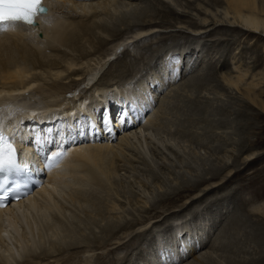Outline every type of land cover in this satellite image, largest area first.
<instances>
[{"label": "rangeland", "instance_id": "obj_1", "mask_svg": "<svg viewBox=\"0 0 264 264\" xmlns=\"http://www.w3.org/2000/svg\"><path fill=\"white\" fill-rule=\"evenodd\" d=\"M225 3L117 1L102 19L110 29H95L98 33L83 35L76 48L58 54L81 60L77 70L55 77L40 73L46 76L41 84L47 86L43 90L37 87L31 97L38 103L43 100L39 106L69 98L79 109L85 91L90 94L87 105L94 99L102 101L103 93L124 89L142 96L138 87L145 80L148 91H144L156 98L147 117L160 112L153 125L149 124L150 139L142 141V146H127L115 164L119 167L111 183L97 187L91 202L80 205L66 199L68 210L58 236L65 246L51 245L52 239L59 240L49 230L54 220L43 231L35 229L38 243L28 247L38 252L35 257L24 254L26 249L19 243L25 231L12 232L8 244L21 248L17 258L25 259L22 264H159L170 254V262L167 259L162 264H264V216L251 211L256 204L264 206V109L246 95L256 83L259 85L252 89L264 100V31L247 32L232 12L225 15ZM142 30L147 32L137 36ZM102 37L108 45L103 46ZM115 46L119 47L113 49L100 73L109 88L103 85L99 93L76 79V72L83 76ZM190 55L193 57L188 58ZM162 63L168 70L175 65L182 78L157 93L154 70ZM237 76L242 78L234 84L231 80ZM134 102L127 104L135 107ZM120 107L112 108L108 116L116 130L120 128L116 124ZM25 115L31 118L33 114ZM107 120L101 123L108 125ZM251 148H257L251 152L253 157L246 155ZM202 237L205 242L200 249L192 252L185 247L186 242L198 245ZM5 246L0 243V251ZM181 250L184 255H179ZM12 263L17 264L15 260Z\"/></svg>", "mask_w": 264, "mask_h": 264}, {"label": "bare ground", "instance_id": "obj_2", "mask_svg": "<svg viewBox=\"0 0 264 264\" xmlns=\"http://www.w3.org/2000/svg\"><path fill=\"white\" fill-rule=\"evenodd\" d=\"M117 1L121 2V0H49V12L38 17L36 27L20 24L14 29L9 28L7 31H0V129L8 131L9 134L13 135L12 137L16 138L14 142L21 149L22 159L35 170L39 160L43 161V165L49 166L52 163L50 155L53 150H60L65 153L60 158L58 166L55 164L49 166L48 172L43 177L45 183L41 187L35 189L28 197L0 208V243L6 244L5 249L0 251V264H13L12 260H15L17 264H22L25 259H22L23 257H20L21 259L17 258V256H20L21 248L22 250L26 249L24 254H27V256H37L38 252L28 247L38 243L35 239V229L43 231L45 225L48 226L51 220L55 222L49 227V230L59 239H52L51 245L53 247L65 246L61 237L58 236L60 225L63 223L62 217L68 210L65 205L66 199L80 205L83 202H91L90 200L95 198L94 194L96 195L97 187L101 189L100 187H106V184L111 183L112 175L117 172L119 167V165L116 167L115 164L124 155V150H128L126 149L127 146H131L129 144L132 143L135 146H142V141L150 139L149 124L153 125L152 122L157 119L155 114L160 111L157 110L147 117L148 111L150 113L154 110L153 106L156 104V98L154 94L147 92L148 86L145 87V80L141 81L142 85L138 87L141 89L142 96H140L141 94L137 95L135 91L131 92L130 89H124L121 92L118 91L119 93H116V91L112 94L103 93L101 98L103 102L94 99L87 105L85 101L90 94L85 91L80 96L82 101L78 105L79 109H76L74 100H69V98H63L61 102L51 104L46 102V106L38 105L39 103L44 104V102H41L43 100L38 103L36 99L31 98L34 95L32 92L37 87L43 90L47 86L41 84L43 78L46 77H41L40 73L42 71L43 73L49 72L54 75L52 77H55L64 75L65 71L78 69L81 60L78 59V62V60L75 61L73 56L67 58L58 56V54L63 53L64 49L76 48L80 38L84 37L83 35L98 33L95 29H101V31L106 28L110 29L111 27H107L106 22L104 21V23L102 19L105 16L104 14L110 13L109 7L116 6ZM225 4L227 6L225 15L227 16L229 12H232L235 21L243 23L247 32L256 33L260 31L261 33L264 31V0H226ZM258 9L263 13L259 12ZM212 27L214 26L212 25ZM201 30L203 31V27ZM41 32L43 35L41 34L40 37L39 33ZM145 32L147 30L138 31L139 35L137 36ZM104 41L105 39L103 40L102 37V42ZM106 42L103 46L109 44V42ZM118 47L115 46L111 50ZM195 49H197L196 46ZM114 51L107 53L99 61H95V67L85 72L84 77L80 73L81 71L76 72V79H82L84 83H87L88 86L92 85L100 93V87L104 85L103 77H101L103 75H100V73L105 69L107 60L113 56ZM125 53L118 56L117 60L123 58L122 56ZM191 56L193 57V55H190L188 58H191ZM117 63L118 61L113 63L114 66ZM174 66L168 70L170 67L162 63L159 70H154L157 80V84H155L156 81L154 83L156 85L155 92H161L168 85L174 84L178 78H182L181 75L180 77L177 75L178 71ZM181 73L180 70L179 74ZM173 74L174 77L171 79L170 75ZM119 77L124 76L120 74ZM241 78V76H237L235 80L231 81L237 84ZM55 80H58V78H55ZM96 81L98 82L95 84ZM119 81L114 84H118ZM257 85L259 84L252 83L251 86L253 87L250 86L251 88L246 90V95L248 99L250 98L249 101L252 100V103L254 101L258 104H255L256 106L261 105L264 109V100L261 99L260 94L252 89ZM105 87L104 85L103 88ZM50 88L52 91L54 86L51 85ZM25 95L28 98L19 99V96L25 97ZM137 98L141 100L137 101ZM130 101H135V107H132V104H127ZM144 103L146 104L144 105ZM117 105L121 107L118 112L120 122H116L120 128L116 130L112 127H115V122L112 121V126H110L109 120L111 119L108 116L109 112L110 116L112 115L113 110H115L114 107ZM97 110L100 113L97 114ZM26 112L33 114L31 118L26 117ZM101 113H104L103 117L100 115ZM107 118L108 125H103L102 123ZM119 133L122 136H120V141L117 142L116 139ZM255 149L257 148H251L247 152L249 154L246 155L252 156L253 153L251 152ZM29 150L32 152L31 155L28 154ZM139 153L143 152L139 151ZM33 155L35 156L34 161L31 157ZM142 157L147 162V158L144 155ZM248 160H251V158ZM90 195H93V197ZM256 205L253 209L250 208L251 211L260 214V217L264 216V206H260L261 204ZM14 231H25V234L19 239L20 249L17 246L13 247L8 244V240H11ZM42 234L44 238L45 235L47 236L46 233ZM249 239L251 240V237ZM204 242L202 237L198 245L195 241L190 246L186 242L185 247H190L189 250L194 252ZM189 250L185 251L186 255H188L187 251ZM182 252L181 250L179 255H184ZM171 255H168L164 260L168 259L170 262ZM172 258L176 259L177 255H173ZM164 260H159V264H162Z\"/></svg>", "mask_w": 264, "mask_h": 264}, {"label": "snow or ice", "instance_id": "obj_3", "mask_svg": "<svg viewBox=\"0 0 264 264\" xmlns=\"http://www.w3.org/2000/svg\"><path fill=\"white\" fill-rule=\"evenodd\" d=\"M46 12L42 0H0V31L14 29L20 24L37 26V18ZM64 155L63 151L53 150L50 155L52 163L49 166H58L60 158ZM18 167L21 166L16 163V150L12 140L0 131V172L6 168Z\"/></svg>", "mask_w": 264, "mask_h": 264}]
</instances>
